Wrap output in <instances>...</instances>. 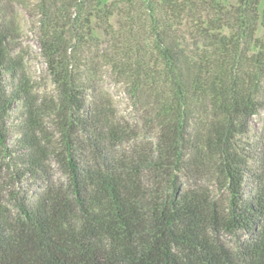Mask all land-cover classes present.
Here are the masks:
<instances>
[{
	"label": "trees",
	"instance_id": "trees-1",
	"mask_svg": "<svg viewBox=\"0 0 264 264\" xmlns=\"http://www.w3.org/2000/svg\"><path fill=\"white\" fill-rule=\"evenodd\" d=\"M259 6L36 0L55 89L41 105L15 28L1 23L0 152L46 184L15 211L0 199V264H264V160L248 146L250 119L264 108ZM96 28L108 37L101 48ZM101 66L121 76L156 130L151 145L113 153L130 134L98 82ZM45 115L60 134L51 152ZM51 154L65 183L50 178ZM208 173L224 198L200 184Z\"/></svg>",
	"mask_w": 264,
	"mask_h": 264
},
{
	"label": "rangeland",
	"instance_id": "rangeland-1",
	"mask_svg": "<svg viewBox=\"0 0 264 264\" xmlns=\"http://www.w3.org/2000/svg\"><path fill=\"white\" fill-rule=\"evenodd\" d=\"M109 2L111 0H102ZM226 6L236 3V0H218ZM260 1V12L264 8V0ZM36 0H0V26L7 21L15 29L12 32L14 39L12 43L17 46L16 53L24 59V68L29 78L33 92L38 99V104L47 103L55 94L54 85L50 79L44 59L40 53L38 38V16L35 11L34 3ZM116 17H113L114 21ZM100 48L105 45L108 37L103 29L96 28ZM256 35L264 38V27L259 21ZM99 64L101 59H99ZM99 84L102 86L117 120L122 125L127 126L130 137L117 142L112 151L115 155L128 154L133 150V146L143 143L148 146L156 140V130L148 127L142 121L141 111L133 103L128 91L122 85V78L119 74L101 66L97 75ZM41 136L52 150L59 143V130L51 116L45 115L42 121ZM249 147L256 158L264 160V108L250 119ZM19 157H5L0 152V199L12 211L16 210L17 204L21 201H28L33 198L46 184L43 176L25 173L19 163ZM259 164V163H258ZM261 164V163H260ZM257 167L256 165H254ZM47 168L50 178L56 183H65L66 176L63 168L58 164L56 156L51 154L47 160ZM200 184L208 187L213 194L224 198V192L218 189V183L214 175L208 173L204 175ZM223 240L230 246H234L236 237L230 234H223Z\"/></svg>",
	"mask_w": 264,
	"mask_h": 264
}]
</instances>
